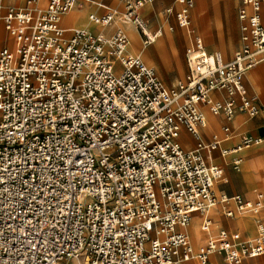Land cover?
<instances>
[{"label":"built area","instance_id":"2783aa9c","mask_svg":"<svg viewBox=\"0 0 264 264\" xmlns=\"http://www.w3.org/2000/svg\"><path fill=\"white\" fill-rule=\"evenodd\" d=\"M0 0V264H208L212 255L240 264L264 254V224L244 237L215 225L226 217L257 216L264 192L216 191L227 181L210 162L222 139H202L203 105L223 116L225 138L238 110L264 116L249 96L248 71L264 63L262 0H241L242 47L231 59L210 52L195 35L187 71L167 85L158 71L128 49L126 32L63 28V14L80 0ZM124 9L90 13L97 25L132 22L145 44L153 31L141 8L156 0H121ZM169 29L189 28L194 0H176ZM3 33L6 34L4 37ZM13 44L11 45V42ZM213 91L226 92L225 100ZM197 144L185 148L182 130ZM261 138L243 136L226 156ZM199 215L197 246L182 229ZM215 228H218L215 230Z\"/></svg>","mask_w":264,"mask_h":264},{"label":"crops","instance_id":"0c3cea01","mask_svg":"<svg viewBox=\"0 0 264 264\" xmlns=\"http://www.w3.org/2000/svg\"><path fill=\"white\" fill-rule=\"evenodd\" d=\"M5 2H13L17 5L25 4V0H5ZM47 2L48 0H41L40 5L46 6ZM97 2L104 3L118 10L124 9V3L121 0H80L78 6L63 14L60 22L61 26L66 29L84 28L95 33L100 31H104L106 34L113 33L114 30L107 31L108 27L104 26L103 29L97 30L96 27L99 25L92 21L87 26H82V21L88 18L90 13L95 12L101 14L105 12L106 9L99 6ZM160 2L162 3H157L153 7L146 4L145 6L148 7L145 8L143 6L141 8V14L148 23L149 18L147 16L149 13L153 12V10L155 11L156 8L159 9L163 4H172L171 6H174L176 10L180 7L176 0H161ZM240 2L241 0H194V7L191 10L193 27L198 31V35L203 38L207 49L210 52L216 50L221 51L226 59L233 58L235 52L243 45L242 20L238 16ZM261 17L264 24V0H262ZM128 24H125V27L129 29L132 26ZM120 27L123 28L126 34L128 33L123 26ZM184 30L191 38L187 29L184 28ZM133 32H137L140 35L136 28H133ZM145 47L147 48V46ZM244 83L248 89L249 96L254 98L256 103L264 105V63L258 64L248 71L244 77ZM211 97L213 99L225 100L228 95L223 91H213L211 92ZM203 110L207 119V127L204 126L200 129L202 139L205 142H209L214 134H218L223 138L220 147L216 150L212 152L204 150V154L210 162L217 163L223 167L227 178V181L219 180L215 185L220 191H226L230 194L239 193L246 198H252V191L256 188H260L264 192V116L259 114L251 117L246 112L238 110L234 118L229 122L231 128L236 133L232 134L229 138H225V132L221 127L223 116L214 115L209 110L207 104L203 105ZM243 136L261 138L262 141L258 144L245 147L238 152L242 156V162L239 169H235L232 161L237 153H230L223 156L221 149L235 147L241 142ZM180 139L183 146L188 149L194 148L197 144L194 135L186 129L182 130ZM216 161H220V163ZM253 186L255 187L252 188ZM194 218L196 219L195 225H197L199 215H196ZM214 219L216 226L237 230L244 237H252L257 234V221L260 220L264 224V208L257 216L252 214H238L233 217H226L218 210ZM217 229L215 228V230ZM184 231L188 234L185 229ZM206 238L207 235L199 233L198 240L196 242L193 241V243L197 246L200 242L205 241ZM215 263H223L221 255L211 256L208 264ZM240 264H264V254L245 258Z\"/></svg>","mask_w":264,"mask_h":264},{"label":"rangeland","instance_id":"374dc122","mask_svg":"<svg viewBox=\"0 0 264 264\" xmlns=\"http://www.w3.org/2000/svg\"><path fill=\"white\" fill-rule=\"evenodd\" d=\"M160 1L161 0H156L153 4L151 3L148 4V6L153 7L157 3L161 4L162 2ZM171 5L172 4H163V6H160L159 9L156 8L155 11L153 10V12L149 13L147 17L149 18V23L151 26L150 28L153 31H155L159 26H162L165 34H171V35L174 34L176 36L175 38L177 39V43L175 48L174 49L172 48L173 45L169 40H165L163 42H158V43L154 42L151 44H147L149 57L148 58L141 57L147 64L153 66L158 71V73L163 77L166 84L169 86L177 83L178 80L184 78V75L187 71V64H186L187 49L193 44L195 40V35L199 34L198 31L193 27L192 19L189 28H187L192 35V40L183 27H178L174 31L169 29L170 24H175V15L173 13L167 14L165 12L166 8ZM148 6H145V8ZM122 10L123 9H119L120 13L122 12ZM89 20H90L89 17L85 18L84 23H82L83 24L82 26H87L90 22ZM124 23L125 22L121 20H116L112 25L108 26L107 31H112V30L115 31L117 26L118 27L123 26L128 33L133 34L134 33L133 28H136L135 25L132 22H130L131 24L129 23L128 25H131L133 28L131 27L128 29L125 27V24L127 23L125 24ZM96 29L97 30L103 29V26L99 25L96 27ZM3 35L4 37L6 36L5 33H3ZM142 37L144 38V36ZM10 42L12 45L13 41ZM216 162L220 163V161H216ZM255 186H253L252 188H254ZM215 187H216L215 188L216 191L219 192L220 191L219 188L217 186ZM194 242H196V240Z\"/></svg>","mask_w":264,"mask_h":264},{"label":"bare ground","instance_id":"6f19581e","mask_svg":"<svg viewBox=\"0 0 264 264\" xmlns=\"http://www.w3.org/2000/svg\"><path fill=\"white\" fill-rule=\"evenodd\" d=\"M90 19V18H89ZM85 20V19H84ZM84 20L82 21V23H84ZM117 20H120V19H117ZM89 21H92V20H89ZM122 21V20H121ZM93 22V21H92ZM124 22V21H123ZM94 23V22H93ZM125 23H130V22H125ZM96 24V23H95ZM131 24V23H130ZM71 28V27H70ZM121 29H123L122 27H119ZM187 29V28H186ZM188 31V29H187ZM149 35L151 36V38L153 39V42L155 41L156 43L158 42H163L165 40H169L171 42V44L173 45L172 48L174 49L175 46H176V43H177V40L175 38V36L171 35V34H165L162 30V32L160 34H158L157 36L154 37V34L152 31H148ZM188 33L190 34L191 36V40H192V35L191 33L188 31ZM129 36L128 39H129V43H128V49L134 53V54H137L138 56L140 57H145V58H148L149 57V51L148 49H146L144 47L147 46L144 42V38L142 37V35L140 36L137 32H134L133 34H130V33H127ZM162 35V36H161ZM142 37V38H141ZM142 40H143V43H142ZM152 42V43H153ZM177 49V48H176ZM177 53V52H176ZM149 65V64H148ZM151 66V65H149ZM211 95V93H210ZM212 98V97H211ZM209 116V114H208ZM207 127V126H206ZM219 181V180H217ZM216 181V182H217ZM215 182V183H216ZM192 222V223H191ZM189 223V225H187L186 227H183L182 229L184 230H187L188 231V234L189 236L191 237V239L193 241H197L198 240V236H199V230H198V221H197V225H195L196 223V219H192Z\"/></svg>","mask_w":264,"mask_h":264}]
</instances>
